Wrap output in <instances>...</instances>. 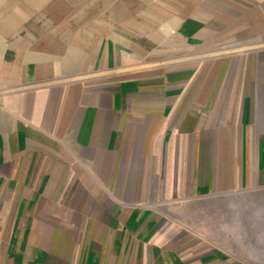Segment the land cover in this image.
Here are the masks:
<instances>
[{"label": "crops", "instance_id": "obj_1", "mask_svg": "<svg viewBox=\"0 0 264 264\" xmlns=\"http://www.w3.org/2000/svg\"><path fill=\"white\" fill-rule=\"evenodd\" d=\"M0 264H264V0H0Z\"/></svg>", "mask_w": 264, "mask_h": 264}]
</instances>
